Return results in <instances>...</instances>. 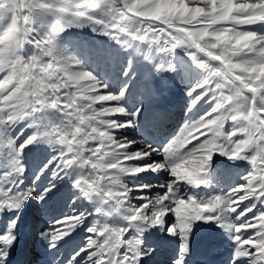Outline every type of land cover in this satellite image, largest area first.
<instances>
[{"label": "snow or ice", "instance_id": "snow-or-ice-1", "mask_svg": "<svg viewBox=\"0 0 264 264\" xmlns=\"http://www.w3.org/2000/svg\"><path fill=\"white\" fill-rule=\"evenodd\" d=\"M0 17V264H8L17 244L24 206L46 204L66 179L78 193L71 205L86 201L94 213L54 216L40 239L57 249L88 215L97 219L86 229L87 245L61 264H140L144 232L163 228L170 214L175 223L167 230L181 238L182 253L195 223H217L235 245L233 264H264V35L245 30L264 24V0H0ZM85 26L166 54L183 48L205 74L188 88L186 112L207 109L162 149L131 150L138 141L117 136L139 115L120 104L127 88L113 94L60 45L67 29ZM164 70L172 66L157 69ZM117 114L132 119L110 118ZM22 123L33 131L20 141ZM35 144L54 155L33 174L34 187L21 189L25 149ZM215 155L245 161L251 170L206 203L182 196L181 185L209 184ZM162 170L172 180L156 186L165 191L155 196L145 194L154 186L125 179ZM243 201L250 203L241 207Z\"/></svg>", "mask_w": 264, "mask_h": 264}, {"label": "rangeland", "instance_id": "rangeland-1", "mask_svg": "<svg viewBox=\"0 0 264 264\" xmlns=\"http://www.w3.org/2000/svg\"><path fill=\"white\" fill-rule=\"evenodd\" d=\"M4 23V19L0 17V27ZM245 27L247 31L264 35V24ZM59 42L63 48L67 49L69 55L76 56L89 72L105 83L110 92L119 94L122 89L127 88L125 97L120 101V104L128 113L139 111V115L134 119V127L122 129L117 136L118 138L126 137L128 140L138 141L137 144L133 145L131 150L142 148L147 144L162 149L171 140L180 136L186 123L190 124L194 122L208 107V105H204L201 108L198 105V108L194 109L193 112H186L187 105L191 99L187 94L188 88L193 86L198 80L203 79L205 74L193 64L189 54L183 48H177L171 54H166L154 47L137 41L118 43L115 39L102 35L99 31H94L90 26L67 29L61 34ZM24 51L30 55L33 52V48L31 45H25ZM161 65L165 68L171 65L172 70L157 71ZM125 72L128 74L125 75ZM100 106V104L96 105L97 108ZM180 111L182 112V118L178 121L179 123L174 124L173 118H176ZM161 117H165L164 119L167 121L166 124L170 127V130L163 134H156L155 132L159 128L154 132V126L161 121ZM110 118L119 121L132 119L131 116H120L119 114ZM172 124L174 125L172 126ZM227 127L226 125V129ZM20 130L24 131V136L20 137V141H23L33 131L32 129L26 128L23 123L17 126V131ZM52 155L54 153L46 144H35L25 149L24 164L28 171L26 172V178L21 185V189L34 187L32 184L33 174L41 166L42 162H46ZM153 159L161 160L162 157L154 155ZM137 163L142 164L145 162L140 161ZM250 170V165L245 161H232L224 156L215 155L208 172L210 178H208L209 176L207 177L209 184L206 187L209 186V191H203L204 188L202 186L196 188L187 185H181L179 191L182 196L191 195L198 202L206 203L215 196L221 195L231 187L241 183V177L247 175ZM228 172L229 174L230 172L234 173L231 177L229 175V179L226 177ZM125 179L129 184L136 182L154 186L145 194L155 196L157 194H163L165 191L164 188L156 186L166 185L172 180V177L168 171L162 170L156 173L150 171L143 172L138 176L125 177ZM214 179L217 183H215V187H210L213 185ZM43 187L44 183H41L40 188L37 190H42ZM217 187H219L218 191L216 190ZM57 189L53 191L46 204L30 200L21 212V219L27 213L29 217L33 216L35 219H39L43 224L44 230L54 216H61L72 211H76L77 213H94L95 206L86 201L80 200L77 205H71L72 200L78 195L76 189L73 187L72 181L66 179L57 185ZM133 195H136V193ZM133 202L138 204L142 203V201ZM247 203H250V201H243L241 207ZM96 219L97 217L94 214L88 215L80 227L59 243L57 249L51 251L49 248L44 249L43 256L44 252L49 253V258L47 257V259L50 263L48 264H61V262L66 261L75 251L84 248L87 245L89 235H91L86 229ZM232 219H235L234 216ZM116 222L109 221V223ZM174 223L175 217L170 214L165 217L163 228L155 227L149 229L152 234L145 236L141 246L143 249L148 250L147 254L153 253L152 249L155 247L153 245L154 242H166L169 239L167 238L169 235L167 228ZM222 228V226L220 229L216 228L214 223H195L188 239V247L190 248L184 257L188 256L189 250L203 239L202 237L205 236L204 233L210 232L211 234L213 232L211 235L214 238L219 234V231L223 230ZM131 234L132 232L127 233L124 239L131 238L133 236ZM23 236L21 225H19L17 244L9 252V264L15 253L22 250L21 246L24 244ZM97 239L103 238L97 237ZM177 244H181V241H177ZM35 245L31 244V248H35ZM42 255L41 258L40 256L37 258L42 260ZM150 258L152 256L148 260ZM237 264H240V262H237Z\"/></svg>", "mask_w": 264, "mask_h": 264}, {"label": "bare ground", "instance_id": "bare-ground-1", "mask_svg": "<svg viewBox=\"0 0 264 264\" xmlns=\"http://www.w3.org/2000/svg\"><path fill=\"white\" fill-rule=\"evenodd\" d=\"M182 109V108H181ZM166 112V110H165ZM182 112L178 114L176 118H173V123H177L182 118ZM181 115V116H180ZM174 116V115H173ZM165 117H161L157 125L154 126V132L159 128L156 134H163L170 130V127L167 126ZM179 123V122H178ZM172 124V126L174 125ZM153 128V126H152ZM234 173L229 172L226 174V177L229 179ZM210 178V174H208ZM216 180L214 179L213 185L210 187H215ZM203 191H209V186H202ZM219 190V187L216 189ZM169 219V218H168ZM238 223V222H237ZM21 228L24 237V244L22 250L11 258L10 264H48L49 253L44 252V249H47V244L42 241L39 237V231L43 230V224L39 219H35L33 216L29 217L26 213L21 219ZM207 225V224H206ZM209 226V225H208ZM216 228L220 229V225L214 223ZM223 227V226H222ZM204 228V227H203ZM205 229V228H204ZM212 229V228H211ZM222 231H219V234L214 238L210 232L204 233L205 236H201L203 239L191 250H189L188 256H185V253L181 252L182 240L177 236L168 235L167 241L154 242L155 247L152 249L153 253L147 254L148 250L141 247V251L145 253L142 257L140 264H180V261H183V264H233L234 249L235 245L233 240L230 238V233L226 227L222 228ZM203 231V230H202ZM201 231V232H202ZM208 231V230H207ZM217 231V230H216ZM157 232V231H156ZM204 232V231H203ZM155 233V232H154ZM221 233V234H220ZM152 234L150 230H147L143 234V241L145 236ZM131 235H134L132 232ZM214 235V234H213ZM22 236V235H21ZM212 236V237H210ZM181 241V244H177V241ZM191 242V241H190ZM31 244H36L35 248H31ZM142 246V245H141ZM191 246V244H190ZM190 247H188L189 249ZM42 260H39V257ZM148 260L149 257H151ZM22 261V263H20ZM9 264V263H8Z\"/></svg>", "mask_w": 264, "mask_h": 264}]
</instances>
